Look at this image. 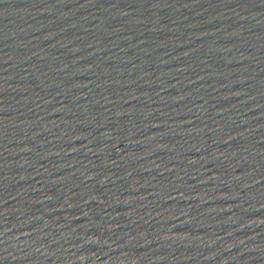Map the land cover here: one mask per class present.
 I'll return each instance as SVG.
<instances>
[{
    "label": "water",
    "instance_id": "95a60500",
    "mask_svg": "<svg viewBox=\"0 0 264 264\" xmlns=\"http://www.w3.org/2000/svg\"><path fill=\"white\" fill-rule=\"evenodd\" d=\"M0 264H264V0H0Z\"/></svg>",
    "mask_w": 264,
    "mask_h": 264
}]
</instances>
